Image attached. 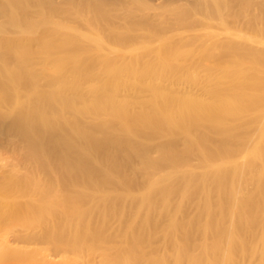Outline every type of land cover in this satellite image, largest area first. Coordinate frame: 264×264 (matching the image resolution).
<instances>
[{
	"label": "bare ground",
	"instance_id": "6f19581e",
	"mask_svg": "<svg viewBox=\"0 0 264 264\" xmlns=\"http://www.w3.org/2000/svg\"><path fill=\"white\" fill-rule=\"evenodd\" d=\"M172 1L0 0V221L35 246L15 263L264 264V0Z\"/></svg>",
	"mask_w": 264,
	"mask_h": 264
},
{
	"label": "rangeland",
	"instance_id": "374dc122",
	"mask_svg": "<svg viewBox=\"0 0 264 264\" xmlns=\"http://www.w3.org/2000/svg\"><path fill=\"white\" fill-rule=\"evenodd\" d=\"M143 1V0H142ZM144 3H147V4H149V5H151V13L153 14H149L150 16L152 15V16H154L156 19H157V21L161 18V12H162V10L166 7V6H168V5H170V4H172L173 3V1L172 2H170V0H144ZM135 6L136 5H134V4H132V8H135ZM118 8H116L115 9V12H113V14L114 15H117L118 13H119V15H121V17H122V11H120L119 9V11L117 10ZM153 9V10H152ZM152 11H154V12H152ZM119 15H118V18L119 19H117V18H115V20L116 21H118V22H120L121 21V19H120V17H119ZM171 17H172V19H174V16L173 15H171V16H169V20H172L171 19ZM137 18V19H136ZM141 19V21H142V17L140 16H135V17H132V20L133 21H137V22H140L139 20ZM77 21H75V24L73 23V24H71L72 26H77V25H81V23H82V20L81 19H76ZM57 21H60V20H57ZM84 31V30H83ZM67 39H68V41L69 42H71L72 40H73V37H72V35H69L68 37H67ZM77 43V44H76ZM76 43H74V44H71V49H72V51H77V52H79L80 51V53H82V51H86V49H87V46L85 45V42H83V41H79V42H76ZM76 45V46H75ZM153 52V53H152ZM211 52H215V51H211ZM154 54V53H158V55H159V52L158 51H151V52H149V54L151 55V57H154L152 54ZM155 54V58L156 57H158V55H156ZM214 57V56H213ZM223 58H224V56H222ZM223 58H221V56H217L216 55V57L215 58H212L211 60H213V61H209L210 62V64L212 63V62H217L218 64L220 63V65L222 66V65H224V64H222V63H224L223 62V60H225V58L223 59ZM222 60V62H220L221 60ZM182 60V59H181ZM184 60V59H183ZM182 60V61H183ZM185 60H188V59H185ZM217 60H220V61H217ZM226 60H227V62L229 63V64H237V61H236V59H234L235 61H232L233 60V58L232 59H230V58H226ZM226 60H225V64L227 63L226 62ZM230 61L231 62H235V63H230ZM235 66H238V64L237 65H235ZM220 69V68H219ZM218 70V69H217ZM217 70H214V71H212V73L214 74V73H218V75L217 74H214V76L216 77V76H220L221 75V73L219 72V70H218V72H217ZM221 71V70H220ZM204 74H206V73H204ZM213 77V76H212ZM233 78H235L234 77V75L233 74H230V75H228V76H226L224 79H225V81L223 82V79H222V83H220L218 86H215L218 90H222V91H224V90H229L228 88H230V87H233L234 86V84H233V82L235 83V80L233 79ZM230 80L232 81V80H234L233 82H231L230 84H229V82H230ZM248 82V81H247ZM246 82V85H244V87H246L247 85L249 86H247V88H248V91L250 92L253 88H254V86H255V89L254 90H256L257 91V94H258V97L260 96V98L262 99V98H264V85H263V87H262V89L263 90H261V89H259V88H261V87H259V86H261L260 84H255L254 82H251L250 80H249V84ZM228 83V84H227ZM230 85V87L228 86H225V85ZM251 84H253V85H251ZM204 85L205 84H203V85H201V88H204ZM203 86V87H202ZM225 87V89L223 90V88ZM226 87H227V89H226ZM243 87V89H244V91H246L247 90V88L245 89ZM251 87V88H250ZM249 88H250V90H249ZM258 89L259 90H261V91H258ZM203 90L201 89V90H199V89H194V91L193 92H195L196 94H198V95H200L201 94V97L205 94L204 93V91L202 92ZM247 91V92H248ZM253 91V90H252ZM203 93V94H202ZM206 96H203V98H205ZM208 98V97H207ZM207 98H205V99H207ZM260 98H258V99H260ZM207 100H209V98L207 99ZM226 104L227 103H220V104H218L219 105V108L220 109H216L213 113H212V115H211V118H213L214 119V122H215V124H220L219 126L220 127H222V125H221V122H224V123H227V124H229V123H232L233 122V124H237V122H238V126H239V124L241 123V125L239 126V127H242L244 124H245V119L243 118V119H233V118H231V117H229L228 115H226V114H224V112L222 113V109L224 110V107H226ZM221 106H222V109H221ZM221 111V112H220ZM224 115V116H223ZM224 118H223V117ZM225 116H227V117H225ZM230 118V119H229ZM228 119V120H227ZM238 120V121H237ZM240 122V123H239ZM168 140V138H166V137H158L157 139H156V143L157 144H159V145H162V144H164L166 141ZM16 161H14L12 158H11V155L9 154V153H7V154H5V153H3V154H0V173L2 172V171H4V170H6L8 167H10V165L11 164H14ZM18 168H20L19 166H18ZM18 168H15L14 170H16V169H18ZM173 202L174 203H177V201H179V199H180V196L178 195V196H174L173 197ZM18 198H16V197H14V196H10V197H7V199H6V202H8V204H16L17 202H18ZM11 230H12V228L10 227V225H7V224H3V222H1L0 221V249L1 248H4V249H6V253L5 254H0V264H40V262H37V260H35V259H32V258H30L29 260H27L26 262H23V261H20V262H18V263H15L14 262V256H15V254L16 255H18V256H20V255H23V253L25 254V253H34L35 251H34V249H33V247H35V246H33V247H27V248H22L20 245H17V244H11V243H7L6 242V237L7 236H11ZM100 246V248L101 247H103V246H101V245H99ZM77 257H78V255H76ZM74 254L72 255V254H67V255H65V256H60V257H58V258H56L55 260L57 261V264H84V263H86V262H83V261H85L84 259H83V257H76ZM99 261V260H98ZM246 262H248L249 264H250V262H251V264H253L252 263V259H249V260H247ZM247 264V263H246Z\"/></svg>",
	"mask_w": 264,
	"mask_h": 264
}]
</instances>
